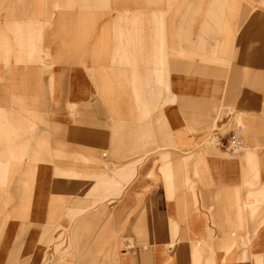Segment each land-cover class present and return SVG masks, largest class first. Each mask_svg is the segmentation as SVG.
<instances>
[{"label":"crops","instance_id":"obj_1","mask_svg":"<svg viewBox=\"0 0 264 264\" xmlns=\"http://www.w3.org/2000/svg\"><path fill=\"white\" fill-rule=\"evenodd\" d=\"M158 3L160 27L56 10L48 63L0 60V110L34 122L0 173V264H264V0Z\"/></svg>","mask_w":264,"mask_h":264},{"label":"rangeland","instance_id":"obj_2","mask_svg":"<svg viewBox=\"0 0 264 264\" xmlns=\"http://www.w3.org/2000/svg\"><path fill=\"white\" fill-rule=\"evenodd\" d=\"M214 1L216 2L218 0ZM5 2H8L9 11H11L10 8L12 5H14L13 8H16V4L22 3L25 14L23 20H14L11 25L13 38H10V36L6 34H0V60H4L7 63L13 58V54L11 53L13 46L22 47L25 53L28 50L39 51L36 54L27 53V57L25 56V53H23V58L20 57L15 59L18 62L31 61L38 65H45L48 63L51 58L48 50L45 48L46 45H43L44 37L41 34H43V31L48 26L53 25L54 11L60 9L72 14L70 25L72 30L76 28L77 31H79L78 28H80V31H83V12H113L119 10H125L127 12L130 11L128 9H131V12L134 13V15H130V17L127 15L123 16L126 19H121L119 21V26H131L132 24H137V26H139V24H144V26H147V23L150 24L151 22L152 27H160L158 11L161 5L158 3L159 0H0V8ZM174 2L166 4L169 12L171 7H175ZM79 15L81 16L79 17ZM78 17L79 19H77ZM184 22L192 23L191 20L187 19H185ZM71 38H76V36H72ZM40 40H42V46L38 45ZM78 40L79 37H77V41ZM73 42L74 41H72V43ZM42 69V72L45 71L44 73H46L48 67L45 66L42 67ZM42 103L43 101H41V104ZM228 110L231 109L228 108ZM3 113L4 112L0 110V173H5L7 171L12 160L22 158L25 155V150L10 148V146H14L17 143V134L20 135V137H24L21 133L13 130L15 124L20 126L24 123V128L27 127L28 124L30 126L34 125V122L31 119L26 122L20 118L16 119L9 117ZM41 118L42 117H40L39 122L43 123L44 121ZM217 118H219V116ZM215 119L216 117L213 118L209 124V129L212 133H209L208 138L205 140L206 143L216 142L215 137L213 136L214 128L218 127ZM24 134L26 133L24 132ZM19 142L25 143V139L22 138V141ZM7 146L9 147L7 148ZM62 171L63 170H59V172ZM63 254L65 253L62 252V256Z\"/></svg>","mask_w":264,"mask_h":264},{"label":"built area","instance_id":"obj_3","mask_svg":"<svg viewBox=\"0 0 264 264\" xmlns=\"http://www.w3.org/2000/svg\"><path fill=\"white\" fill-rule=\"evenodd\" d=\"M241 145H242V141L238 131L236 130L231 131L226 140V146L230 149H237Z\"/></svg>","mask_w":264,"mask_h":264}]
</instances>
